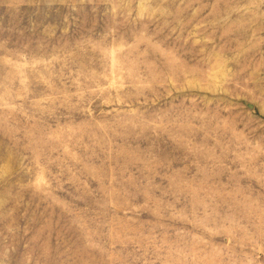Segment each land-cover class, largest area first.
I'll return each instance as SVG.
<instances>
[{
  "label": "rangeland",
  "instance_id": "1",
  "mask_svg": "<svg viewBox=\"0 0 264 264\" xmlns=\"http://www.w3.org/2000/svg\"><path fill=\"white\" fill-rule=\"evenodd\" d=\"M0 264H264V0H0Z\"/></svg>",
  "mask_w": 264,
  "mask_h": 264
}]
</instances>
